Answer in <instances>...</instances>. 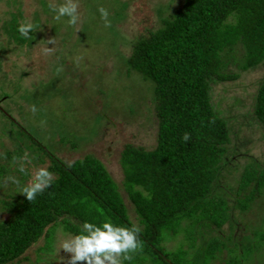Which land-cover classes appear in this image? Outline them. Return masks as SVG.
<instances>
[{
  "label": "trees",
  "instance_id": "obj_1",
  "mask_svg": "<svg viewBox=\"0 0 264 264\" xmlns=\"http://www.w3.org/2000/svg\"><path fill=\"white\" fill-rule=\"evenodd\" d=\"M169 1L157 9L159 25L137 34L123 55L129 71L138 72L150 90L140 107L133 104L128 117L151 120L156 135L151 147L130 141L122 145L121 184L94 152L67 161L39 132L23 128L18 132L22 138L14 137L4 124L0 264L28 260L26 251L39 240L43 242L37 245L35 262L51 264L58 228L75 234L84 221L104 220L139 229V247L123 264H187L188 255L207 264L216 254L217 264L242 261L245 222L240 216L248 220L256 207L264 206V166L258 161L244 168L231 164L240 132L232 137L234 115L226 116L214 102L212 88L239 76L231 65L248 70L264 62V0ZM121 2L122 10L127 2ZM41 3L48 6L47 0ZM11 10L12 28L21 36L17 26L25 22L22 4ZM121 10L116 14L123 15ZM31 25L30 31L35 29ZM251 115L264 126V77L258 81ZM100 125L96 135L102 132ZM86 130L66 127L59 145L77 147ZM38 167L47 168L53 180L28 201L19 190ZM177 237L180 246L183 240L191 244L188 249L166 245Z\"/></svg>",
  "mask_w": 264,
  "mask_h": 264
},
{
  "label": "rangeland",
  "instance_id": "obj_2",
  "mask_svg": "<svg viewBox=\"0 0 264 264\" xmlns=\"http://www.w3.org/2000/svg\"><path fill=\"white\" fill-rule=\"evenodd\" d=\"M47 1L48 6L41 0H0V134L4 124L14 137H20L18 132L23 128L29 133L37 131L40 139L50 148L57 147V155L67 161L94 152L121 184L122 145L130 141L151 147L156 135V125L151 120L141 115L128 117L133 104L146 101L150 90L138 72L129 71L123 55L130 52L131 40L137 34L146 27L159 25L157 9L170 1L122 0L127 5L121 10V0H75L77 20L71 25L67 17L53 19L55 7L63 0ZM20 3L25 15L23 22L35 26L28 36H19L12 28L14 16L10 11ZM99 8L107 11V17L101 18ZM117 9L123 15L116 14ZM231 68L238 70L239 76L217 82L212 88L214 102H219L226 116L234 115V123L230 120L232 137L237 130L240 132L235 143L238 152L230 157L231 164L244 168L258 161L263 167L264 126L251 120V112L258 81L264 77V62L248 70L235 64ZM99 122L102 132L96 135ZM69 126L78 128L80 133L88 128L77 147L70 143L59 145L61 132ZM7 139L2 140L8 143ZM121 190L125 195L122 187ZM2 191L1 188L0 194ZM125 200L135 218L130 200L126 196ZM255 210L248 220L240 216L245 222L242 247L245 253L239 257L243 258L240 264H264V206ZM239 226L238 232L242 230ZM60 238L58 228L51 264H69L70 254L63 249L56 251ZM42 242L39 240L26 251L28 260L15 264H46L44 260L35 262L37 245ZM180 243V237L166 241L175 250L191 245L185 240L181 246ZM215 257L214 262L209 260L207 264H217L219 257L217 254ZM187 258V264H203L193 262L192 255Z\"/></svg>",
  "mask_w": 264,
  "mask_h": 264
},
{
  "label": "clouds",
  "instance_id": "obj_3",
  "mask_svg": "<svg viewBox=\"0 0 264 264\" xmlns=\"http://www.w3.org/2000/svg\"><path fill=\"white\" fill-rule=\"evenodd\" d=\"M98 11L102 19L107 17L108 13L104 8H99ZM61 17H67V23L70 25L76 23L75 0H63L55 7L53 19ZM31 29L30 23H20L17 26V31L23 36H28ZM32 110L35 111L34 106ZM182 139L187 141L188 134L184 133ZM52 180V173L47 168L38 167L32 173L30 181L23 185L19 192L31 201L49 187ZM138 231L135 225L120 226L109 220L99 223L84 221L75 234L64 233L61 229L56 251L63 249L69 253V264H76L77 261H83L84 264H123V261L130 259L129 253L139 247Z\"/></svg>",
  "mask_w": 264,
  "mask_h": 264
}]
</instances>
